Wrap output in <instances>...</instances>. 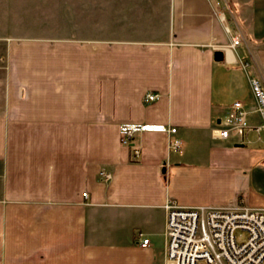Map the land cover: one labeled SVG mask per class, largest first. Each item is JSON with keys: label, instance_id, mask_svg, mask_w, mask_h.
Listing matches in <instances>:
<instances>
[{"label": "crops", "instance_id": "crops-1", "mask_svg": "<svg viewBox=\"0 0 264 264\" xmlns=\"http://www.w3.org/2000/svg\"><path fill=\"white\" fill-rule=\"evenodd\" d=\"M88 5L72 37L0 45V264H168L169 201L264 206V0ZM235 102L244 140L213 139ZM123 124L177 131L125 147Z\"/></svg>", "mask_w": 264, "mask_h": 264}, {"label": "built area", "instance_id": "built-area-1", "mask_svg": "<svg viewBox=\"0 0 264 264\" xmlns=\"http://www.w3.org/2000/svg\"><path fill=\"white\" fill-rule=\"evenodd\" d=\"M240 45L234 36L229 49ZM247 70L246 65L243 66ZM250 90L256 100L257 113L262 123L256 128L264 129V87L255 77L249 78ZM157 96L148 95L147 101ZM246 112L242 103L235 102L212 129L216 140L231 138L242 142L248 132ZM120 140L125 147H131L136 135L144 132H158L174 136L176 129L163 125L123 124L120 126ZM180 140L173 138L170 147L178 151ZM140 150H133L132 159L138 160ZM110 177L104 176L106 182ZM86 198L87 194L83 193ZM166 219V255L168 264H264V206L259 208L201 206L183 208L175 201L164 205ZM141 248L149 245V239L138 235Z\"/></svg>", "mask_w": 264, "mask_h": 264}, {"label": "rangeland", "instance_id": "rangeland-1", "mask_svg": "<svg viewBox=\"0 0 264 264\" xmlns=\"http://www.w3.org/2000/svg\"><path fill=\"white\" fill-rule=\"evenodd\" d=\"M89 0H0V45L72 37L74 15L83 21ZM103 8V7H102ZM98 7V20L102 18ZM99 22V21H98Z\"/></svg>", "mask_w": 264, "mask_h": 264}, {"label": "water", "instance_id": "water-1", "mask_svg": "<svg viewBox=\"0 0 264 264\" xmlns=\"http://www.w3.org/2000/svg\"><path fill=\"white\" fill-rule=\"evenodd\" d=\"M217 55H221L220 53H217Z\"/></svg>", "mask_w": 264, "mask_h": 264}]
</instances>
